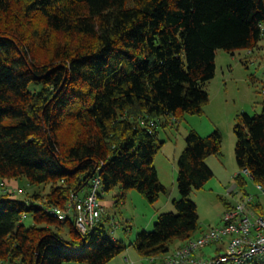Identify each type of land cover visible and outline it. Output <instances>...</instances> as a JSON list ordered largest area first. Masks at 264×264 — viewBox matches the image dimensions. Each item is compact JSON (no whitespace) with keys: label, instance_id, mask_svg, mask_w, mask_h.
I'll list each match as a JSON object with an SVG mask.
<instances>
[{"label":"trees","instance_id":"obj_1","mask_svg":"<svg viewBox=\"0 0 264 264\" xmlns=\"http://www.w3.org/2000/svg\"><path fill=\"white\" fill-rule=\"evenodd\" d=\"M263 26L264 0H0V264H106L122 253L128 246L103 215L81 235L72 217L60 222L48 209H64L96 177L103 192L119 186L120 198L165 194L153 165L158 127L202 115L215 52L252 51ZM261 106L234 119L233 179L244 195L243 170L264 195ZM185 143L175 213L136 235L141 258L202 233L189 196L212 177L205 160L220 153L222 135L190 129ZM22 178L49 190L12 198L6 183Z\"/></svg>","mask_w":264,"mask_h":264},{"label":"rangeland","instance_id":"obj_2","mask_svg":"<svg viewBox=\"0 0 264 264\" xmlns=\"http://www.w3.org/2000/svg\"><path fill=\"white\" fill-rule=\"evenodd\" d=\"M214 65L213 78L203 85L209 97L208 103L203 107V114H184L178 123L170 117L164 127H158L157 138L162 145L154 157L153 165L159 174L160 183L166 188V193L159 195L154 203H149L134 189L126 191L124 197L120 198L122 190L119 186L108 192H103L99 187V202L105 218L103 224L109 234L128 246L106 264H149L130 245L139 232L153 230L159 214L175 213L173 201L180 199L177 185L178 158L186 146L185 138L190 129L196 130L204 137L214 130H218L222 135L220 153L205 160L212 177L202 188L193 190L189 196L196 205L199 231L220 227L226 210L225 204L235 205L249 198L252 199V204L261 206L264 215V195L260 189L242 173L246 181L244 195L238 191L239 188L233 179L239 172L234 156L235 116L241 113L250 117L258 115L264 102V35L257 48L252 49L250 53L248 49L234 53L217 50ZM43 189L44 186L30 185L25 178L6 183V190L11 197L20 201L25 200L26 194L42 195L49 190L46 187L43 193ZM88 190L89 188L85 187L79 195L82 196ZM24 224H32L31 219L25 220ZM176 247V244H173L170 250ZM215 253L216 250L212 247L202 251L205 257ZM64 264L86 263L71 261Z\"/></svg>","mask_w":264,"mask_h":264},{"label":"built area","instance_id":"obj_3","mask_svg":"<svg viewBox=\"0 0 264 264\" xmlns=\"http://www.w3.org/2000/svg\"><path fill=\"white\" fill-rule=\"evenodd\" d=\"M261 30L264 33V26ZM154 125L150 122L151 127ZM242 173L249 176L246 170ZM99 187L101 182L96 177L83 196L74 198L64 209L54 207L48 209L47 213L60 222L68 216L72 217L76 230L85 235L102 217ZM207 247L214 248L216 253L205 257L202 251ZM263 259L264 215L256 212L250 198L226 209L220 227L203 231L164 256L146 258L149 264H248Z\"/></svg>","mask_w":264,"mask_h":264},{"label":"crops","instance_id":"obj_4","mask_svg":"<svg viewBox=\"0 0 264 264\" xmlns=\"http://www.w3.org/2000/svg\"><path fill=\"white\" fill-rule=\"evenodd\" d=\"M192 130H193V129H192ZM194 131H196V130H194ZM201 137H204V136H201ZM157 174H158V173H157ZM158 177H159V174H158ZM159 179H160V178H159ZM84 194H85V193H84ZM84 194H83V195H84ZM83 195H82V196H83ZM79 197H81V196H79ZM125 260H126V259H125Z\"/></svg>","mask_w":264,"mask_h":264}]
</instances>
